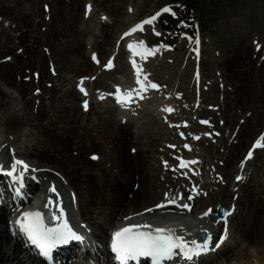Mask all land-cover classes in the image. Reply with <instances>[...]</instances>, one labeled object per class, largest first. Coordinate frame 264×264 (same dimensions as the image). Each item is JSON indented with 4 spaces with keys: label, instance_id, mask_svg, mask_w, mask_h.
Segmentation results:
<instances>
[{
    "label": "bare ground",
    "instance_id": "obj_1",
    "mask_svg": "<svg viewBox=\"0 0 264 264\" xmlns=\"http://www.w3.org/2000/svg\"><path fill=\"white\" fill-rule=\"evenodd\" d=\"M55 2L60 1L55 0ZM82 31L73 28V23H69L60 31L52 29L51 25L45 35L54 50L56 45L59 47L55 41L56 34L62 32L67 37L68 44L58 48L60 49L56 60L58 64L77 72L95 73L96 66L93 62L83 59L81 55ZM16 44L26 47L29 55L27 54L28 58L23 60L21 56L12 53L10 61H0V162L9 165L15 158L29 164L32 172L30 177L34 178L31 181L35 184L31 187V191L29 190V194L41 192L49 196L47 189L55 184L57 190H60L58 183L60 178L63 179L74 191L82 220H85L90 228L102 234L98 238H102L99 242L103 244H105L103 235L125 227V224L136 216L149 223L159 221L151 220L154 216H165L172 219L170 220L172 223L169 224L174 231H181V226L173 222V216L186 212L180 205L184 204L189 195H194L192 209L195 211L213 203L222 202L226 205L233 203L237 210L235 220L229 218V221V211L227 213V225L231 226V231L232 227L235 228L234 231H230V238L233 240L224 239L218 250L211 249L207 257L197 261L198 264H212L213 261L224 257L228 250H233L232 259L238 264H264V179L253 176L255 173L264 178L262 150L253 151V157L259 158L260 164H256L254 173H250L247 181L241 180L233 186L229 181L224 185L213 184L215 188L210 191L213 180L207 183L208 179L205 178L209 176H206V172L203 176L205 178H200V181L197 179L199 183L194 184L195 177L192 178L184 170L179 169V157L182 158L185 154L183 150L171 152L175 161H178L176 166L172 162H168V167L163 163H156L152 155L153 148L167 133L174 136L175 139L171 141L178 142L177 128L168 130L167 126L162 127L160 124L150 127L148 123L155 118L154 113H148L144 109L140 113L141 123L135 134L131 130L134 118L129 119L127 125L125 124L128 127L120 125L114 119L106 117L107 114L111 116L112 112L113 114L116 112L114 107L113 110L104 109L103 114H100L98 104L91 106L89 114L92 117L88 116L86 119V113L79 104L81 98L78 91L74 87L64 90L60 87L63 83L61 78L58 75L53 78L48 74L43 59L33 54L32 47L26 45L28 43L23 34L17 38ZM246 52L245 48L244 53ZM31 69L37 70L35 71L38 73L37 82L32 80V77L25 79V76L31 75L29 71ZM101 74L103 77L107 75L104 72ZM99 79L101 80L99 85H102L103 78ZM5 86L16 93L9 92L3 88ZM35 88L39 89V94L33 93ZM229 110H224L222 113L228 130H234L233 139L230 141L228 138L220 137L218 142L225 152L221 154L225 167L220 171L224 172L226 177L232 176L230 171L237 168L240 153L248 152L246 146L256 130L254 125H257L256 120L252 123L249 118L241 124L237 123L238 115ZM95 120L98 122L94 123ZM6 123L8 136L4 137L2 131ZM23 126L25 130L20 132ZM10 135L13 138L9 137ZM179 138L183 139L180 136ZM142 139L146 142L143 143ZM12 144L14 148H11ZM219 148L209 143L205 153L211 158L218 155ZM128 150H131V153L133 151V156L128 154ZM96 154L99 155L95 156L96 160L88 158L89 155ZM227 170L228 173H225ZM55 173L59 178L55 177ZM181 181L184 182L183 185ZM0 186H4L1 179ZM234 187H237L236 190H233ZM176 188V191H181L182 196L185 197L184 202L173 192ZM205 188L207 192L204 197V193L199 191ZM171 189L172 191L168 193ZM194 190L196 192H193ZM2 193L4 199L11 198L8 190ZM165 193L168 194L167 198L164 196ZM169 201L175 202L169 203ZM2 203L1 201L0 264H37L21 241L11 235L9 223L5 222V218L10 213L17 219L18 206L16 209H9ZM187 204H190V200ZM157 205L163 206L157 207ZM206 210L204 209L202 214ZM213 212L215 211L212 210ZM202 214L201 217L205 218L206 216ZM209 220L212 221L211 226L202 227L210 234L212 245H216L220 242L219 238L226 227L224 223H218L216 217H209ZM102 253L105 255V260H108L107 249ZM226 258L221 264H228L229 260Z\"/></svg>",
    "mask_w": 264,
    "mask_h": 264
},
{
    "label": "rangeland",
    "instance_id": "obj_2",
    "mask_svg": "<svg viewBox=\"0 0 264 264\" xmlns=\"http://www.w3.org/2000/svg\"><path fill=\"white\" fill-rule=\"evenodd\" d=\"M59 1L58 3L55 0H0V61L11 60L12 53L21 56L23 60L28 58L29 53H27L26 47H20L16 44L17 38L23 34L25 41L28 43L26 45L32 47L33 50L31 49V51L33 54L39 55L43 59L45 68H47L50 76L49 71L55 68L56 74L61 78V82H63L60 87L63 90L72 89L77 85L79 86V90L83 87L86 94L80 91L82 101H87L88 107L92 106L91 103L98 102L100 114H103L104 109L113 110L114 98L104 99L103 96L117 87L125 92L134 89L143 96V99H141L135 92L133 93L132 101L128 107L130 115L140 116L138 115V111L142 112L148 108L145 102H148L147 96H152V99L157 102L160 101L161 105L156 108L157 110L146 111L154 113V119H157L156 121L153 119L148 125L151 127L160 124L164 127L166 124L163 123L166 121L164 118L162 119V116L165 114L162 113V110L164 108H172L171 114L174 115L173 122L177 121L178 124L183 122V125L186 122V127L188 125L187 129H185L186 131H184V135L193 137L198 134L196 137H202L205 133L207 135L211 134V137L209 136V139H207L209 141L202 144V146L196 145L194 153L188 154L187 159L198 160L197 162L204 163V165H211L212 163L211 166H207H210V170L212 169L214 176L220 183L223 185L228 181L233 183V175L236 177V172L239 170H237L238 165L234 169L237 171H230V175H233L229 177H226L224 172L216 170V168L224 169L225 167H223L224 162L221 156L225 152L219 146L218 142L220 138L217 137V134L219 135L218 132L220 131L223 135L221 137L224 138L232 134V132L228 130L229 133L226 129L222 112L227 109H230L229 111L232 110V113L236 116L238 115L236 122L239 124L248 118L252 123L253 120H256L257 125H254L256 126V130L246 148L247 150L250 149L252 140H255L253 142L255 143L258 139L264 145V135H262L264 134V0H192L191 2H195L194 4H190L191 9L196 11L195 15L197 13L199 15V24L196 26L202 32L195 39L183 34L171 47L168 46V41H172V39L168 37V34L161 31L157 24V21L164 14H168V12H164L162 9L168 4L169 0ZM182 1L188 2V0ZM85 6H90L91 8L88 20H85L87 17L84 16ZM157 12L160 15L154 20L155 23L152 21L150 25L144 26L142 28L143 33L139 34V36L147 40L150 47L156 48L155 55L152 58H147L146 61H141L143 65L141 71L132 72L131 67L129 68L125 59L127 39H121V37L130 26L141 23ZM71 17L72 19L70 20ZM69 23H73V28L79 31L83 30L81 36V55L83 59L91 60L89 56L93 58V54H95L96 59L99 61V63L96 62L98 65L96 70H99V67L102 66L107 56H114L116 60L114 73H107L108 76L104 77L98 73V76L101 79L103 78L102 85H99L101 80L94 73L77 72L76 70L68 69V67L62 64H58L56 61L58 60V52L60 50L58 48L63 45L65 47L68 44L67 37L62 32L56 34L55 41L59 47L56 45V50H54L50 46L49 41H47L45 33L49 31L51 25L52 29L60 31L63 26L66 28ZM158 39H165L166 41L160 49L156 47ZM245 48L247 49V54L244 53ZM93 65L96 66L94 62ZM29 71L31 75L25 76V79H30V77L33 79V76L36 75L34 73L37 70L31 69ZM139 74H141L139 76L141 83L137 84L136 80ZM56 76L51 77L54 78ZM89 79L93 80L90 88L87 87L86 83H82V81ZM95 79L100 81L95 82ZM150 82L156 83L160 87L145 92L143 85H150ZM47 85L49 84L47 83ZM3 88L9 92L16 93L11 89H7L6 86ZM38 90L35 88L33 93L34 91L36 93ZM91 95L90 100H88L89 98L86 99V97H90ZM148 104L152 105L151 107L156 106L155 102H148ZM114 109H116L115 106ZM89 112L86 111V119L88 116L92 117ZM112 114L111 116L107 114L106 117L115 119L114 114ZM115 120L118 121L117 119ZM190 121L196 123L197 126H201V121H206L210 127L201 126L200 128H193ZM96 122L98 121L95 120L94 123ZM119 124L122 125L121 123ZM217 124L220 127L224 126L219 129ZM139 125V118H137L135 125L131 127L132 132L136 134V128ZM168 125L170 127L173 126V124ZM5 127H7V123L4 126L2 135L7 137L8 134ZM222 128L223 130H221ZM24 130V126L20 128V132ZM231 131L234 132V130ZM3 136L2 140L4 139ZM9 137L13 138L12 135ZM172 137L174 136L167 133L161 137V143L155 145L152 155H154L156 160L162 158L163 162L169 160L170 156H165L166 154L163 155L162 153L164 150L168 151L167 146L173 143L171 141ZM21 139L24 141L23 138ZM142 142L144 143L146 140L142 139ZM209 142L210 145L220 148L218 155H214L211 158L208 155L209 157L206 158L205 151ZM143 143L142 145L144 146ZM180 147L182 148V145ZM128 151V154H132L130 156H133V151L132 153L131 150ZM245 153L244 151L240 153L239 160H242V155ZM261 153H264V151L262 150ZM93 156L97 155H89L88 158L90 159ZM257 156L260 157V155ZM256 159L258 161L256 164L259 165V158H255V161ZM255 161H252L250 165L248 164L249 166L252 165L250 173H254L256 164L254 165L253 163ZM215 163L217 166L214 168ZM249 168L246 169V174L249 172ZM198 172L201 173V171ZM205 172L202 173L203 175H200L201 179L205 178L203 177ZM225 173H228V170ZM207 175L211 177L210 179L209 177L205 178L208 179L207 183L213 180L210 188L212 186L215 188L214 185L218 184L216 178L210 176L208 172H206ZM253 176L258 179H264L255 173ZM200 178L196 176V181H193V183H197V179L200 181ZM58 184L66 193L74 195L72 194L74 193L73 189L63 179H60ZM198 187L197 185L196 188ZM176 190L177 188L173 192L177 194L178 191ZM171 191L172 189L168 193ZM200 191L202 190L200 189ZM214 205L213 203V205L200 208L198 212H202L208 207L216 209V205ZM227 205L225 204L224 206L226 207ZM74 208L76 212L78 211L77 218L81 220L82 217L77 203ZM227 208H231L233 212L234 206L233 204H229ZM192 211L194 210L192 209ZM198 212L193 213L198 215ZM236 213L237 210L232 215V220H235ZM194 214L190 213L187 215L186 220L194 221ZM5 222L7 223L8 221L6 220ZM82 222L86 221L82 220ZM209 222L212 223L211 220ZM234 229L232 227V231ZM88 230L91 232L92 229ZM92 231L93 233H90L92 240L100 241L102 238L98 237L102 236V234L98 230ZM103 236L106 238V235ZM233 237L237 238L235 234ZM232 253L233 250H228L227 255L225 254L224 257L222 256L213 261L212 264H221L226 257L229 260L228 264H235L236 262L233 261V257L231 256ZM248 253L250 252L248 251Z\"/></svg>",
    "mask_w": 264,
    "mask_h": 264
},
{
    "label": "snow or ice",
    "instance_id": "obj_3",
    "mask_svg": "<svg viewBox=\"0 0 264 264\" xmlns=\"http://www.w3.org/2000/svg\"><path fill=\"white\" fill-rule=\"evenodd\" d=\"M47 8V6H45ZM90 8V6H87ZM164 12H168V8L162 9ZM87 15V12H86ZM160 13L157 12L152 17L142 21L141 23L136 24L129 32H125L123 36L130 35L131 32H135L138 29L142 30L143 24H150L152 21L159 16ZM158 34V33H157ZM123 36L121 39H123ZM198 42V41H197ZM143 43V42H141ZM127 47L131 50L133 49V45L130 43ZM151 50L140 51L137 54L143 58L146 54H149ZM93 60L99 63L96 59V55L93 54ZM112 66V61L109 60L105 65L106 68H110ZM133 67L135 68V62H133ZM137 84H140L139 77L136 80ZM148 87L152 89H158L160 86L156 83H151L150 85H143V88L146 90ZM81 92H85L83 87L80 88ZM117 92H120L119 87H117ZM140 96L143 99V96L136 92V90H129L123 96H117L118 103H130L133 98V93ZM86 94V92H85ZM88 102L84 101V107L87 108ZM167 113H171L173 111L172 108L163 109ZM201 123H206V121H202ZM186 126V122H185ZM184 134L181 133V136ZM199 139V137H195ZM257 146L261 145V140H257L253 145V149ZM169 147H175V145H169ZM185 148H189L188 144L184 145ZM253 155V151L249 150L245 160L250 159ZM92 159H97V157L93 156ZM180 159V167H185L188 163H196V161H184L182 158ZM245 161H241V167H243ZM165 166L168 167L167 161L164 162ZM21 169L17 172V168ZM29 170V165L20 159L13 158L8 166V170L6 174L13 178L14 181L17 178H22ZM174 170V169H173ZM0 171H4L3 168H0ZM32 171H37L36 169H32ZM242 179L241 176H237L236 180L240 181ZM47 192L52 193L56 197V201H59L60 194L57 190L55 184H52ZM167 193H165V197L167 198ZM188 199H192L191 196ZM175 201H169V203H174ZM54 200L52 196L48 197V205H52ZM47 205H45L46 207ZM163 205H157V207H162ZM182 208L190 209V205L183 204L180 205ZM146 211H151V209H146ZM211 209L208 210L210 212ZM208 212L203 213L202 215H207ZM59 223L55 227H48L43 220L42 214L39 209L34 211H24L21 213V216L18 217L15 221V224L19 230V233L23 234L28 241L32 245H34L37 249H39V253L42 256L47 257L51 250L58 244L68 243L71 240H82L83 237L77 235L68 225L67 221L64 219V211L61 208L59 211V215L55 217ZM127 219V218H126ZM143 229V230H140ZM227 229L225 228V232ZM15 234V233H14ZM210 237H206L202 244H198L197 241H191L189 245L187 242L183 240V237L177 236L174 234V230L170 228H162V227H153L152 224H132L127 227L120 228L118 231L113 232L111 238V249L112 252L116 254V259L120 262V264H128L129 260H135L139 257H150L152 264H163V262L167 259H170L173 255H175V250L179 249L180 253L188 259L191 260L193 256L199 255L202 252L208 250V244L210 241ZM225 239V236H220L219 240L222 242ZM219 247V244H217Z\"/></svg>",
    "mask_w": 264,
    "mask_h": 264
},
{
    "label": "trees",
    "instance_id": "obj_4",
    "mask_svg": "<svg viewBox=\"0 0 264 264\" xmlns=\"http://www.w3.org/2000/svg\"><path fill=\"white\" fill-rule=\"evenodd\" d=\"M172 2L173 1H179V0H171ZM192 0H188V2H185V7H186V9L187 8H191V5L190 4H194V2L196 1H194V2H191ZM174 10L177 12V11H179V9L178 8H174Z\"/></svg>",
    "mask_w": 264,
    "mask_h": 264
},
{
    "label": "water",
    "instance_id": "obj_5",
    "mask_svg": "<svg viewBox=\"0 0 264 264\" xmlns=\"http://www.w3.org/2000/svg\"><path fill=\"white\" fill-rule=\"evenodd\" d=\"M220 212H221V213H219V216H222V215L225 213V211H223V210H220ZM202 238H204L203 235H202Z\"/></svg>",
    "mask_w": 264,
    "mask_h": 264
}]
</instances>
